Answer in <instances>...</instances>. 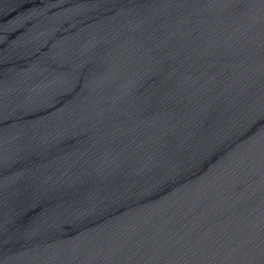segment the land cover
Returning <instances> with one entry per match:
<instances>
[{
    "label": "water",
    "instance_id": "obj_1",
    "mask_svg": "<svg viewBox=\"0 0 264 264\" xmlns=\"http://www.w3.org/2000/svg\"><path fill=\"white\" fill-rule=\"evenodd\" d=\"M0 264H264V0H0Z\"/></svg>",
    "mask_w": 264,
    "mask_h": 264
}]
</instances>
